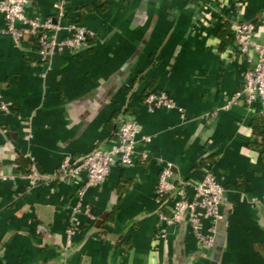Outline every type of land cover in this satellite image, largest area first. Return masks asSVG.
I'll return each instance as SVG.
<instances>
[{"label": "crops", "instance_id": "0c3cea01", "mask_svg": "<svg viewBox=\"0 0 264 264\" xmlns=\"http://www.w3.org/2000/svg\"><path fill=\"white\" fill-rule=\"evenodd\" d=\"M54 1L31 0L26 15L54 16ZM66 1L62 25H82L91 40L47 62L32 39L3 33L0 17V94L11 109L0 111V264H264V134L254 138L257 114L230 102L248 62L227 52L232 24L256 20L264 0ZM158 90L171 108L145 107V92ZM121 117L150 141L80 200L85 174L55 180L57 168L67 154L113 148ZM30 157L50 183L24 177ZM160 161L176 179L210 170L224 186L214 247L186 219L157 234ZM201 222L208 232L211 220Z\"/></svg>", "mask_w": 264, "mask_h": 264}, {"label": "built area", "instance_id": "2783aa9c", "mask_svg": "<svg viewBox=\"0 0 264 264\" xmlns=\"http://www.w3.org/2000/svg\"><path fill=\"white\" fill-rule=\"evenodd\" d=\"M31 0H0V17L4 22L1 31L9 35L15 44L32 39L38 47L40 59L44 62L59 53H75L87 43L90 32L82 25L70 21L62 25L66 15V0L53 2L54 16L40 19L28 17L26 7ZM65 33L59 37V32ZM232 43L227 52L232 56L243 57L248 62L242 77V87L231 98V104L241 101L255 114L264 117V11L256 20L238 21L232 24ZM143 104L149 110L164 107L171 108L172 100L163 90L151 91L143 97ZM0 111L10 113V107L0 94ZM116 145L111 149L94 148L80 157L67 154L60 162L55 180L73 181L82 173L85 181L78 191L82 199L86 189L102 183L114 165H132L138 155L136 143L148 142L150 137L138 136V126L133 120L121 117L117 130ZM141 158L147 159V153L141 152ZM31 172L25 174L31 183L43 181L48 184L50 178L41 175L36 169L33 158L28 160ZM161 168L156 185V197L161 202L158 211L159 227L157 234L165 237L167 227L186 219L198 241L207 248L215 245L216 221L223 204L224 186L214 173L206 170L199 181L174 178L170 163L160 161ZM210 219L208 232L202 231V219Z\"/></svg>", "mask_w": 264, "mask_h": 264}, {"label": "trees", "instance_id": "16d2710c", "mask_svg": "<svg viewBox=\"0 0 264 264\" xmlns=\"http://www.w3.org/2000/svg\"><path fill=\"white\" fill-rule=\"evenodd\" d=\"M91 36H88L87 37V42H88V40L90 41L91 39ZM151 91H147V92H145V94L143 95V97H145V96H147L148 95V93H150ZM257 118L253 121V123H252V131H253V137L254 138H257L258 136H262L263 134H264V117H262V116H259V115H257L256 116ZM253 144H256V145H254V146H257V145H260V144H262L263 142H262V140H258L257 139V142L255 141V142H252ZM37 169V168H36ZM31 172V167H30V164H29V162H26V170L24 171V173H22V174H28V173H30ZM89 213L93 216V217H95L96 218V213L91 209V208H89Z\"/></svg>", "mask_w": 264, "mask_h": 264}, {"label": "water", "instance_id": "95a60500", "mask_svg": "<svg viewBox=\"0 0 264 264\" xmlns=\"http://www.w3.org/2000/svg\"><path fill=\"white\" fill-rule=\"evenodd\" d=\"M219 249H220V247H219L218 245L215 246L214 262H213V263H215V261H216V259H217V254H218Z\"/></svg>", "mask_w": 264, "mask_h": 264}]
</instances>
